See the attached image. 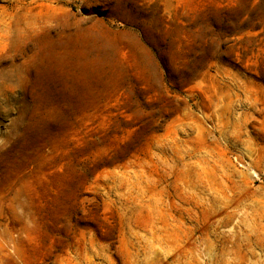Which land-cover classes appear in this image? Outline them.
<instances>
[{
	"label": "rangeland",
	"instance_id": "1",
	"mask_svg": "<svg viewBox=\"0 0 264 264\" xmlns=\"http://www.w3.org/2000/svg\"><path fill=\"white\" fill-rule=\"evenodd\" d=\"M0 264H264V0H0Z\"/></svg>",
	"mask_w": 264,
	"mask_h": 264
}]
</instances>
